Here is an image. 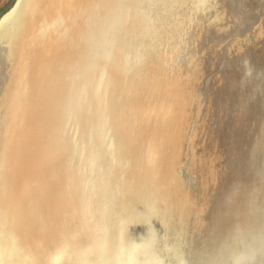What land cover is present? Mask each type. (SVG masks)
<instances>
[{"label":"rangeland","instance_id":"1","mask_svg":"<svg viewBox=\"0 0 264 264\" xmlns=\"http://www.w3.org/2000/svg\"><path fill=\"white\" fill-rule=\"evenodd\" d=\"M14 2L0 0V16ZM127 13L135 22L125 23ZM108 21L98 31L104 42L99 54L123 53L125 73L146 85V102L164 103L163 114L172 111L165 131L173 140L150 164V128L128 148L121 131L107 130L94 161L102 152L105 157L91 178L98 218L87 222L83 236L68 226L51 241L50 251L70 231L78 255L59 264H81L86 252L87 264H264V0H118ZM188 129L196 142L186 145L181 137ZM86 138L77 134L76 158L89 153ZM208 154L218 155L214 167L219 168L209 187L213 162L201 160ZM229 186L236 189L227 199ZM13 217L10 213L8 220ZM43 229L36 228L38 237ZM37 239L15 238L19 254L32 250L29 242ZM97 243L98 249L90 250ZM121 254L125 258L119 261Z\"/></svg>","mask_w":264,"mask_h":264},{"label":"bare ground","instance_id":"2","mask_svg":"<svg viewBox=\"0 0 264 264\" xmlns=\"http://www.w3.org/2000/svg\"><path fill=\"white\" fill-rule=\"evenodd\" d=\"M117 1L15 0L0 16V264H59L78 255L71 247L70 231L60 239V247L50 251L49 246L68 226L85 235L87 222L98 218L97 186L91 178L97 162L105 157V152L98 153L94 161L95 150L103 151L100 141L107 130L121 131L128 148L137 146L142 134L150 128L147 134L153 146L150 164L160 159L172 139L165 131L172 111L163 114L164 103H147L142 92L146 85L125 73L123 53L115 52L113 56L112 49L110 53L99 54L104 42L98 40V31L103 21L107 23ZM135 20L131 13L124 19L128 24ZM158 92L155 87L154 95ZM184 116V111L178 115L179 129ZM79 133L89 139L90 147L81 159L75 156L80 146ZM181 140L186 145L196 142L190 129ZM208 155H201V160L213 162L214 179L206 183L209 187L215 185L219 168L214 167L218 155ZM235 189L226 188L227 199L232 198ZM252 190H247L248 197ZM10 213L14 214L12 222L8 220ZM20 222L19 228L13 227ZM40 225L45 232L38 237L35 230ZM100 227L95 224L98 232ZM17 237L38 239L36 244L29 242L32 250L21 255L14 242ZM94 249H98V243L90 248ZM88 254L85 253L81 264H87ZM124 258L121 254L118 260Z\"/></svg>","mask_w":264,"mask_h":264},{"label":"crops","instance_id":"3","mask_svg":"<svg viewBox=\"0 0 264 264\" xmlns=\"http://www.w3.org/2000/svg\"><path fill=\"white\" fill-rule=\"evenodd\" d=\"M3 11V10H2Z\"/></svg>","mask_w":264,"mask_h":264}]
</instances>
